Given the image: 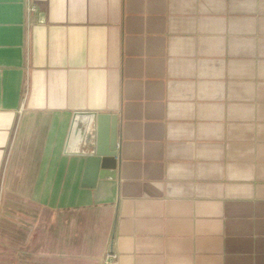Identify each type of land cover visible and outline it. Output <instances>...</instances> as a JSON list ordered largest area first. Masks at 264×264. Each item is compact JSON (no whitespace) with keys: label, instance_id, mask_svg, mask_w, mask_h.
Returning a JSON list of instances; mask_svg holds the SVG:
<instances>
[{"label":"crops","instance_id":"obj_1","mask_svg":"<svg viewBox=\"0 0 264 264\" xmlns=\"http://www.w3.org/2000/svg\"><path fill=\"white\" fill-rule=\"evenodd\" d=\"M88 112L118 117L104 177ZM109 251L264 264V0H0V264Z\"/></svg>","mask_w":264,"mask_h":264},{"label":"water","instance_id":"obj_2","mask_svg":"<svg viewBox=\"0 0 264 264\" xmlns=\"http://www.w3.org/2000/svg\"><path fill=\"white\" fill-rule=\"evenodd\" d=\"M86 132L79 154L86 157V170L97 177L114 172L118 156V117L115 114L85 113Z\"/></svg>","mask_w":264,"mask_h":264},{"label":"built area","instance_id":"obj_3","mask_svg":"<svg viewBox=\"0 0 264 264\" xmlns=\"http://www.w3.org/2000/svg\"><path fill=\"white\" fill-rule=\"evenodd\" d=\"M37 11V5L34 3H29L27 7V14L29 17L33 16ZM118 257V254L114 251L107 252L105 256V262L106 264H113L116 262V259Z\"/></svg>","mask_w":264,"mask_h":264}]
</instances>
